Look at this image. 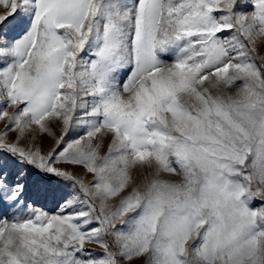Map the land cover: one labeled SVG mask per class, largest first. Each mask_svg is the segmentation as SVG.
<instances>
[{"label":"snow or ice","instance_id":"6c2138e0","mask_svg":"<svg viewBox=\"0 0 264 264\" xmlns=\"http://www.w3.org/2000/svg\"><path fill=\"white\" fill-rule=\"evenodd\" d=\"M0 264H264V0H0Z\"/></svg>","mask_w":264,"mask_h":264}]
</instances>
